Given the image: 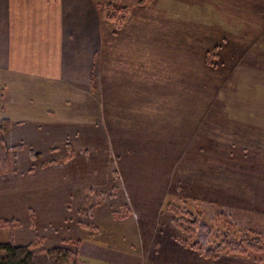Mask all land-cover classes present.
Returning <instances> with one entry per match:
<instances>
[{
  "label": "rangeland",
  "instance_id": "1",
  "mask_svg": "<svg viewBox=\"0 0 264 264\" xmlns=\"http://www.w3.org/2000/svg\"><path fill=\"white\" fill-rule=\"evenodd\" d=\"M214 1L226 16L218 21L227 20L231 32L222 35V27L212 24L197 32L186 27L179 42L171 20L169 26L150 21L142 29L128 24L129 9L124 21L108 19V7L116 4L106 6L117 39L108 50V86L101 96L112 100L118 92L117 101L150 100L164 107L115 110L108 103L105 110L89 109L94 130H87L96 135L73 147L59 138L55 150L50 142L25 141L34 153H19V169L63 165L33 181L35 212L20 215L13 229L0 228V242L12 236L16 244H34L35 264H49L47 249L77 238L84 264H261L247 256L207 259L182 247L175 237L188 234L168 207L203 209L210 218L220 209L229 216L222 220L264 231V2L257 7L255 0ZM216 40L224 42L218 48L228 57L223 65L217 50L211 51ZM169 49L175 55L160 59ZM172 102L184 108H166ZM114 166L128 180L127 200L113 189L123 183ZM166 184L165 191L177 193L164 196ZM180 185L184 189L175 190ZM98 192L107 194L99 205ZM123 203L132 214L114 217ZM95 243L97 249L83 247Z\"/></svg>",
  "mask_w": 264,
  "mask_h": 264
},
{
  "label": "crops",
  "instance_id": "2",
  "mask_svg": "<svg viewBox=\"0 0 264 264\" xmlns=\"http://www.w3.org/2000/svg\"><path fill=\"white\" fill-rule=\"evenodd\" d=\"M263 2L255 0L254 6L260 3L257 7H262ZM110 3L127 7L128 24H138L142 29L150 21L155 24L164 21L169 26L171 20L170 27L177 30L174 37L177 42L183 36L181 30L186 27L197 32L212 24L222 27L219 30L222 35L231 32L227 20L218 21L226 16L220 14L214 0H146L144 6L137 0H0V124L4 120L9 122L4 137L9 146H19L17 157L25 153V149L31 156L34 153L32 145L28 147L26 142L43 145L50 142L47 145L55 150L54 141L58 138L70 145L81 139L87 141L88 135H96L87 130L91 127L88 114L92 120L95 118L89 109L105 110L108 103L115 110L164 107L150 100L120 101L118 98L117 101L118 92L114 93L115 100L101 96L104 84L108 86L104 81L108 50L111 42L117 39L106 19L105 10ZM226 14L232 15L230 11ZM147 30V34L151 33L150 28ZM217 42L212 47L222 49L224 42ZM169 55L175 52L169 49L160 59L166 60ZM173 103L166 108H184ZM60 165L63 164H39L34 165V169L30 166L19 169L17 159L14 170L0 174V219L18 222L19 216L24 214L29 218L30 213L35 212L34 203H31L33 181L41 173L58 169ZM114 167L113 172L121 181L122 167ZM127 181L113 186L123 200L131 198ZM166 185L163 190L169 186ZM179 188L184 189L180 185L175 190ZM172 193L177 192L164 190L163 195ZM83 247L87 251L88 248L97 249L98 245L85 244Z\"/></svg>",
  "mask_w": 264,
  "mask_h": 264
},
{
  "label": "trees",
  "instance_id": "3",
  "mask_svg": "<svg viewBox=\"0 0 264 264\" xmlns=\"http://www.w3.org/2000/svg\"><path fill=\"white\" fill-rule=\"evenodd\" d=\"M108 9L107 18L111 20L121 18L124 21L128 15L127 7L110 5ZM218 48L219 46H215L211 51L217 50L214 53L223 59L221 61L223 65L226 57H224L225 59L222 58V52ZM218 66L216 62H213L211 69H216ZM8 127L9 122L6 120L0 124V174L14 170L13 163L16 162L19 147L9 146L6 143L4 135ZM34 156L36 157L37 154ZM53 163L55 162H48L42 166ZM106 195L104 192H98L96 204H101ZM97 205H93L91 209H95ZM168 207L174 212V223L188 234L184 237H175L182 244V247H186V249L188 248L207 259H218L225 254L228 256H247L264 264V231L262 232L256 226L254 228L239 227V229L234 222L222 220L229 218V216L226 211L220 209L216 216L210 218L203 212V209L184 211L173 204ZM131 211L128 204H121V210L114 212V217L123 219L131 215ZM254 214L259 215L255 212ZM261 215L264 216V212ZM214 223L218 225L223 223L224 228H220ZM15 225H17L16 221L0 219V228L13 229ZM80 242L81 240L78 238L65 240L63 244L47 249L45 252L49 258V264H84L78 256ZM33 245L32 243L16 244L12 236L8 241L0 242V264H35Z\"/></svg>",
  "mask_w": 264,
  "mask_h": 264
}]
</instances>
